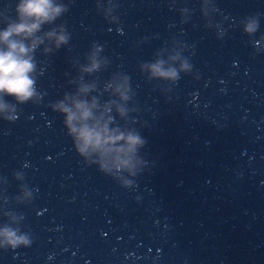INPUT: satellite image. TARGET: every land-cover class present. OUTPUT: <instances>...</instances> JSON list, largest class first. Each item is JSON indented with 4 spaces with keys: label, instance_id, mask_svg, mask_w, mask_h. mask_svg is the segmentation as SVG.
Instances as JSON below:
<instances>
[{
    "label": "water",
    "instance_id": "obj_1",
    "mask_svg": "<svg viewBox=\"0 0 264 264\" xmlns=\"http://www.w3.org/2000/svg\"><path fill=\"white\" fill-rule=\"evenodd\" d=\"M20 3L0 0V33ZM52 6L11 37L34 95L0 96V264H264V0ZM77 102L146 141L129 166L80 153L60 107Z\"/></svg>",
    "mask_w": 264,
    "mask_h": 264
},
{
    "label": "clouds",
    "instance_id": "obj_2",
    "mask_svg": "<svg viewBox=\"0 0 264 264\" xmlns=\"http://www.w3.org/2000/svg\"><path fill=\"white\" fill-rule=\"evenodd\" d=\"M61 8L53 7L52 0H21L17 11L20 17V23L11 25L6 31L0 33V42L7 44V51H0V96L15 97L21 103L30 100L34 95V80L31 73L34 65L28 56L29 49L23 43L12 40L13 36H22L25 39L31 38L39 31L41 24L53 19L59 15ZM254 29L250 26L248 31ZM66 41L64 36L58 38L59 43ZM41 41L35 40L32 48ZM98 65L93 64L92 68ZM185 67H187L185 65ZM92 69H86L91 71ZM154 74L162 77H175L174 71L164 72L160 65L153 66ZM82 91H88L87 88ZM62 111L67 114V126L71 134L77 138V145L81 154H85L89 149L93 151H103L106 154H115L117 167H126L130 165L131 157L137 149L143 147L146 143L140 135L129 133L122 135L119 132L110 131L107 124L103 127L93 116L92 108L84 102L75 104V111L60 106ZM6 105L0 102V112L5 111ZM123 112V110H121ZM123 141V145L120 142ZM127 157V159H122ZM3 235L8 242L16 246L24 242V238L17 239L15 233L5 230Z\"/></svg>",
    "mask_w": 264,
    "mask_h": 264
}]
</instances>
